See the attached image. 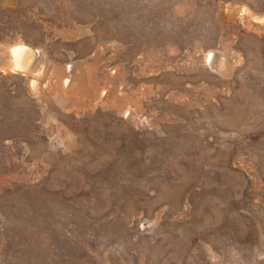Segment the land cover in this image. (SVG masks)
Here are the masks:
<instances>
[{
	"label": "rangeland",
	"instance_id": "374dc122",
	"mask_svg": "<svg viewBox=\"0 0 264 264\" xmlns=\"http://www.w3.org/2000/svg\"><path fill=\"white\" fill-rule=\"evenodd\" d=\"M0 264H264V0H0Z\"/></svg>",
	"mask_w": 264,
	"mask_h": 264
},
{
	"label": "bare ground",
	"instance_id": "6f19581e",
	"mask_svg": "<svg viewBox=\"0 0 264 264\" xmlns=\"http://www.w3.org/2000/svg\"><path fill=\"white\" fill-rule=\"evenodd\" d=\"M10 66L14 69H21L32 74H38L44 69V62L37 55V51L32 47L19 43L10 46ZM210 54V53H209ZM211 56V54H210ZM210 58V57H209ZM208 59V57H207ZM209 61V60H208ZM9 62V61H8ZM24 72V71H23ZM35 77V76H33ZM35 80H31V84H34ZM103 92V90H102Z\"/></svg>",
	"mask_w": 264,
	"mask_h": 264
}]
</instances>
